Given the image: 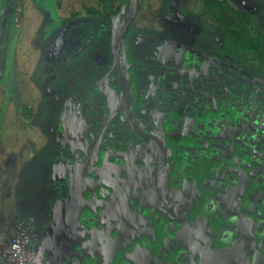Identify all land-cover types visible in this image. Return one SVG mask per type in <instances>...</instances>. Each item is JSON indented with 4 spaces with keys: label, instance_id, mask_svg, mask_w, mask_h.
Instances as JSON below:
<instances>
[{
    "label": "flooded vegetation",
    "instance_id": "obj_1",
    "mask_svg": "<svg viewBox=\"0 0 264 264\" xmlns=\"http://www.w3.org/2000/svg\"><path fill=\"white\" fill-rule=\"evenodd\" d=\"M143 2L135 15L132 0H122L118 9L107 5L108 24L99 25L106 44L87 56V82L82 76L81 87L75 81H66L59 91L44 89L48 100L40 123L46 127L54 151L49 153L51 158L44 167L39 204L31 216L35 244L32 264H61L56 252L65 249L69 241L64 238L70 232L67 226L75 236L76 230L70 226L78 222L74 218L76 210H63L67 218L63 227H58L55 216L71 190L80 193L89 186L99 187V196L104 195L105 201L112 203L110 216L107 214L104 220L120 230V235L113 233L115 238L119 236L116 242L107 239L104 248L120 254L125 248L129 258L143 253L132 244L145 228L158 244L175 241L172 251L181 245H192L201 255L210 252L211 245L206 240L199 242L200 248L194 247L196 235L175 238L167 233L171 228L165 230L157 219L152 225L150 212L145 209L156 211L155 218L167 211L170 221L185 222V232H191L190 218H200L203 223L201 217L206 215L221 222V213L228 224H236L246 210H258L259 192L264 188L261 65L246 61L229 45L227 36L218 32V26L190 21L178 0H164L165 10H160L158 24L138 26ZM111 7L116 8L113 14ZM127 23L121 48L116 41ZM82 34L81 30L73 34L75 50L65 53L69 60L86 55L97 37L89 33L84 41ZM229 173L243 178L236 204L213 200L207 208H197L188 200L194 194L190 192L192 186L197 185L190 182L175 203L163 201L161 186L167 177L183 182L192 177L208 178L212 190L218 188L229 198L233 185H237L223 183ZM102 184H109L112 192L108 193ZM183 190L184 187L180 189ZM139 208H145V216L137 214ZM84 212L80 219L83 222ZM85 235L80 241L88 253L93 252L100 236L84 242ZM47 246L50 255L45 254ZM226 246L220 245L219 249ZM124 261L116 260V264ZM246 262L243 259V264Z\"/></svg>",
    "mask_w": 264,
    "mask_h": 264
},
{
    "label": "rangeland",
    "instance_id": "obj_2",
    "mask_svg": "<svg viewBox=\"0 0 264 264\" xmlns=\"http://www.w3.org/2000/svg\"><path fill=\"white\" fill-rule=\"evenodd\" d=\"M20 1L0 0V246L5 244L2 243L7 237L6 231L18 226L21 220L31 218L39 204L42 186L40 179L48 153L53 148L46 127L40 123L44 118L42 114L46 107L43 101L45 94L47 95L46 90L59 91L66 81H75L81 87L82 76L87 82L85 72L89 67L86 58L94 54L97 47H103L107 40L106 38L104 42L99 27L109 21L106 4L111 3L118 9L121 2L105 0L104 5V0ZM232 1L241 4L240 0ZM180 4L190 21L215 28L216 25L211 20L201 17L202 0H181ZM92 5L101 14H97L96 19L89 24L88 21L93 16H88L84 8ZM18 7L22 11L20 19L16 11ZM116 8L111 7L110 13L113 14L112 10ZM163 8L164 0H144L137 25L151 27L158 24L160 10H165ZM42 10L46 12L43 16L39 15ZM253 13L256 14L264 34V18L258 12ZM18 26L22 27V31L13 32ZM78 29L82 33L86 29L97 37L86 55L69 60L65 53L75 50L73 34L80 31ZM20 33L21 36H18ZM83 35L79 37L85 41ZM16 36L18 40L20 38L19 42ZM258 59L252 57L251 64L262 65L264 54ZM56 76L61 77L55 80ZM43 81L52 83L45 91L41 84ZM23 105L33 107L30 119L24 117ZM26 215L29 216L25 218ZM0 262L4 264L1 257Z\"/></svg>",
    "mask_w": 264,
    "mask_h": 264
},
{
    "label": "water",
    "instance_id": "obj_3",
    "mask_svg": "<svg viewBox=\"0 0 264 264\" xmlns=\"http://www.w3.org/2000/svg\"><path fill=\"white\" fill-rule=\"evenodd\" d=\"M141 1L142 0H132L133 3L131 11L133 12V15L139 11ZM129 21L131 22V20ZM127 29L128 23L125 28L120 31L118 40L116 41V44H119L121 48L124 46ZM232 175L229 173L227 179H223V183H227L226 186L229 185V187H232L234 182L237 183V185H233V188L229 194V198L220 193L219 190H217L218 188L215 191L212 190L211 186L207 184L210 182V179L208 178L203 177L197 179L192 177L191 179L185 180V182H183V179L182 181L175 178L173 181L172 178L167 177L168 179L164 185L161 186L164 192V200H162L165 201V203H170L169 205H172L177 201V196L179 197V194L182 195L183 192H186V184H189L190 182L192 184L196 183L197 185L192 186L194 189L190 192L194 194H192V198L188 200L191 204L197 206V208H207L209 203L213 200L217 203H221L222 201L226 202L229 200L231 202L234 201L236 204L238 202L239 195L241 194L240 190H242L241 186L243 185V178H241L240 174H238L239 178L236 176L233 177ZM94 179H97V177L95 176ZM103 185L106 184H102V186ZM71 187L73 188V183H71ZM180 187H184V190L180 191ZM104 188L107 189L106 191H108V193L112 192L113 189L111 186H109V184L108 187L106 185ZM175 188L179 190L176 191ZM98 189L99 187L89 186L85 189V191L80 193L74 191L72 192L71 190L70 197L60 203V209L57 208L64 214L63 216H60L59 212L58 216H55V221L57 222L58 227H61L62 224L63 226H66L65 221L67 218L63 210H66L67 213L69 211L70 213H73V211L76 210V216L74 215V218L79 223L78 224L75 222L77 223L76 226L73 224L70 226L73 228V230H76L75 236H71V229L67 226L70 232L64 234V238H67L69 241L65 245V249L63 248L60 250L61 252H56L57 258H61V264H116V260H125L126 262L124 261V264H141L142 262L143 264H211L212 261L215 262L214 264H243V259L248 261L245 264H264V188H262L259 192V207L255 213H252L250 210L249 212L246 210L245 214L243 213L242 215V219L240 220L239 218L236 221V224H228L226 221L227 219L224 218L225 216L222 218L221 213L218 215V218L221 222H214L206 215L201 217L203 223H200V218H190L188 219V224L190 228H192L191 232L184 231V228H186L184 225L185 222H180L177 219H171V221L167 219V211L164 212L166 215L164 214L162 217L158 216L155 218L154 216L156 211L151 209L149 211V209L146 210L143 208V210L145 209L144 211L150 212L149 217L152 225L153 220L157 219L156 221H158L165 230L168 229V227L171 228V230L167 233L174 235L175 238L180 236L185 237L186 234L189 235L188 238L190 236L196 235L198 240H194V247L200 248V245H198L199 242L206 240L209 242V245H211V248H208L210 252L208 255H205V253L201 255L193 248L192 245H185L184 247L181 245V247H178V250L172 251L171 246L175 245V241L166 242V246L162 243L158 244L157 240H152V238L149 236V233H146L147 228H145L143 233L139 234L138 239L136 240L137 243L134 241L132 244L134 249L136 248L137 251H141L143 253H140L138 256L133 254L130 256V258L129 255L126 254L127 251L125 248L121 249V251L124 252L122 254L118 253V250L114 252H108L107 248H104L108 240L116 242V239H118L119 236L115 238L113 233L120 235V230H118L117 226H112V224H109L106 221L108 218L107 214L110 216V208L112 207V203H107L103 197L104 195L99 196L97 191ZM188 195L191 196L190 194ZM169 207L171 208V206ZM143 210L139 208L137 214L140 216H145V214L142 212ZM83 212L85 214L84 222L80 220ZM211 214L213 215V213ZM201 228H203L202 231ZM85 234H87V237ZM83 235H85V239H83L84 242L86 238L88 240L86 241L90 242L91 240L94 241L97 236H100V243L96 244L97 248L93 252L88 253L87 249L82 245L80 237L83 238ZM225 244L227 246L223 249L221 248L220 250L219 246ZM56 245L55 247H57ZM49 249L50 247L47 246L45 251L46 255L51 252ZM147 256L149 257L148 259ZM141 257H145L147 260L140 259ZM136 260H138V262Z\"/></svg>",
    "mask_w": 264,
    "mask_h": 264
},
{
    "label": "trees",
    "instance_id": "obj_4",
    "mask_svg": "<svg viewBox=\"0 0 264 264\" xmlns=\"http://www.w3.org/2000/svg\"><path fill=\"white\" fill-rule=\"evenodd\" d=\"M178 1L180 2L181 0ZM240 2L242 6L232 0H202L201 17L205 20H211L216 26H218V32L227 36L229 45L236 48L238 53H240L246 61H250L252 57L259 60L258 57L260 56L261 58L264 54V34L261 31L263 29L259 25L257 16L253 12H258L257 14L264 18V0H240ZM103 4H106L105 0ZM106 5L112 6L111 3ZM84 9L88 12V16H93V18L88 21L89 24H92V21L96 19L97 14H101V11L96 10L93 5L91 7L86 6ZM43 11L45 12V10ZM77 14L79 16L81 15L78 12ZM93 24L95 23L93 22ZM84 26H86L85 23ZM13 30V32L20 31L18 27ZM83 34V37L85 38L90 36L86 29ZM62 36L63 34H61V37ZM16 38L18 42V37L16 36ZM46 52L47 51H45V53ZM45 53L44 56L46 55ZM261 68L264 73V62L262 63ZM4 73L2 76H4ZM41 84L44 88H47L52 83L49 81H43ZM47 100L48 97H45L43 100L44 103H46ZM22 112L25 118L30 119L33 115V107L31 105H23ZM53 149L54 148L50 150V154L54 151ZM50 154L48 155L47 163L51 158ZM40 181L42 182V176ZM28 216L29 215H26L24 217L27 218Z\"/></svg>",
    "mask_w": 264,
    "mask_h": 264
},
{
    "label": "built area",
    "instance_id": "obj_5",
    "mask_svg": "<svg viewBox=\"0 0 264 264\" xmlns=\"http://www.w3.org/2000/svg\"><path fill=\"white\" fill-rule=\"evenodd\" d=\"M32 225V218L21 220L18 223L14 238L4 252L8 264H32L35 255Z\"/></svg>",
    "mask_w": 264,
    "mask_h": 264
},
{
    "label": "crops",
    "instance_id": "obj_6",
    "mask_svg": "<svg viewBox=\"0 0 264 264\" xmlns=\"http://www.w3.org/2000/svg\"><path fill=\"white\" fill-rule=\"evenodd\" d=\"M17 2H21V1L20 0H17ZM19 8L20 7H18L16 11H18V13H19V19H20L21 16H22L20 13L22 11H20ZM44 13L45 12L42 10V12H39V15H42L43 16ZM18 28H19V30L21 32L22 31V27L21 26H18ZM18 36H21V33ZM19 41H20V38H19L18 42ZM16 227L17 226H14V228L11 231L10 230L9 231H6V233H7L6 236L7 237L5 238V240L2 243V244H4V242H5V244L4 245L1 244L2 246H0V257H1L2 261L4 262V264H8L6 258L4 257V252L9 248V246H10V244H11L13 238H14V235H15V232H16ZM0 264H1V262H0Z\"/></svg>",
    "mask_w": 264,
    "mask_h": 264
}]
</instances>
